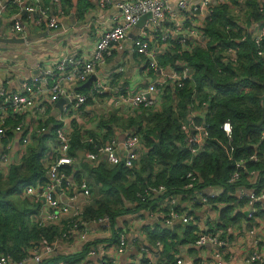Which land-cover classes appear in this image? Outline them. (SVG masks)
<instances>
[{"label":"built area","instance_id":"obj_1","mask_svg":"<svg viewBox=\"0 0 264 264\" xmlns=\"http://www.w3.org/2000/svg\"><path fill=\"white\" fill-rule=\"evenodd\" d=\"M247 1L237 0L245 7ZM256 1L264 18V0ZM232 2L233 0H178L174 6L167 0H100V5L110 12L105 21L106 27L101 31L91 53L84 56L72 51H61L50 64L38 63L37 72L32 76L23 77L21 82L18 78L1 79L2 176L7 177L11 167L22 161L33 137L48 130L52 116L62 124L57 131L52 150L44 159L43 176L34 183L25 185L17 195L20 201L32 208V224L46 229L60 228L62 231L61 236L52 242L32 243L19 259L10 254H1L0 264H43L60 253L79 254L89 243L95 241L92 239L97 235L96 224H112L109 216L93 221L83 218L93 191L89 181L76 177L77 170L72 169L74 158L69 152L73 129L70 133L66 130L68 117L75 115L76 118L80 111H85L93 103L101 107L100 101L112 92L117 93V104L122 103L136 109H159L168 88L182 89L186 83H193L194 71L187 62L178 61L175 65L160 64V55H166L177 43L190 51L199 45L210 47L214 59L220 58L226 64L237 65L241 52L239 44L250 39L264 65V22L244 24L243 27L224 25L223 28L229 35L228 42L209 45L205 31L207 24L213 20L219 6L231 5ZM62 3L63 0H54V4H48L46 0H0V38H21L24 40L22 45L26 47L32 43V36L45 31L49 32L46 37L58 39L60 33L65 31V11L62 9ZM13 7L17 12L4 32L1 27L2 16L8 8ZM147 13H150V17L143 27L137 29L140 19ZM24 14H27L26 19L23 18ZM82 25L81 32L85 39L90 29L88 24H81L80 27ZM132 33L135 34L133 38L130 37ZM128 44L131 55H138L146 60L143 78L145 86L135 89L126 85L116 91L108 78H103L102 70L116 53ZM3 50L5 49L0 47V62L12 63L17 69L27 68L20 53ZM126 70V65H120L115 73H124ZM219 72H222V68H219ZM92 76H96V80L92 82L88 92L78 91V87L84 85ZM63 99L65 102L62 108L54 109L57 108V102ZM207 106L205 103L204 114ZM191 120L193 131L186 140L189 151L195 155L204 151L208 130L206 124L194 122L193 117ZM221 128L231 139L232 124L229 121L223 122ZM82 143L84 147L79 152L81 155L84 153L83 158L91 165H96L100 159L105 158L110 166L123 165L133 169L136 168L144 150V142L136 130L127 132L122 140L115 137L99 142L91 136H84ZM90 146L92 147L89 149ZM229 159L236 165V170L229 178V184L236 185L233 196L237 200L233 205L235 213L243 215L241 228L232 226L227 230L225 237L221 234L226 231L224 228L218 230L219 225L224 227L220 219L221 208L230 206L232 202L223 203L216 199L223 187H198L196 173L191 169L187 172V183L183 187V190L188 192L184 198L180 194H169L165 185L148 186L144 191L138 192L142 202L146 203L151 198L161 200L156 201L154 209L127 216L129 222L125 230L118 232L113 256L107 264H117V255L125 254L131 246L139 243L141 230L136 228V224L133 228L131 226L135 219H142L144 215L154 216L157 222L168 227H173L177 221L195 226V244L202 249H209L204 252V259L200 264H264V231L260 232V229L264 228V219H260L264 214V207L260 206L264 203V170L247 167V164L261 162L263 157L255 151L236 159L231 147ZM203 208L210 209L203 220L205 226L199 223V217L196 216V209L201 211ZM214 210L219 215L218 220L212 213ZM246 236L250 238L248 251L237 250L234 243L242 241ZM157 246H162V243L158 241ZM142 250L148 256L146 264H158L149 248L142 247ZM95 254V250L89 249L87 256ZM86 261L88 262V259ZM165 264L194 263L186 257L176 256Z\"/></svg>","mask_w":264,"mask_h":264},{"label":"trees","instance_id":"obj_2","mask_svg":"<svg viewBox=\"0 0 264 264\" xmlns=\"http://www.w3.org/2000/svg\"><path fill=\"white\" fill-rule=\"evenodd\" d=\"M232 3L219 6L213 20L207 24L205 31L210 46L228 42L229 35L223 28L224 25L243 27L235 24L232 11L238 7H246L237 0ZM247 4L253 7L254 14L250 16L251 22L244 24L264 22L257 1L248 0ZM233 5L236 7L233 8ZM239 47L240 61L237 65H232L224 63L220 58L214 59L210 47L199 45L190 51L177 43L166 55H160V64L187 62L194 71L193 83H186L182 89L168 88L159 109L139 108L138 112L127 116L117 112L100 115L91 121L94 125L88 131L83 128L73 129L69 153L74 158L72 169L77 170L75 176L80 177L82 167L83 170L88 168L96 183L101 184L94 191L98 200L84 210L85 220L93 221L109 216L112 222L120 219L126 225L128 215L154 209L156 201L161 200L151 198L146 203L142 202L137 194L148 186L165 185L169 194H180L184 198L188 192L183 187L187 183V172L191 169L196 173L198 187H223L216 199L223 203L232 202L230 206L221 208L220 219L224 227H217L218 230H226L221 233L224 237L227 230L243 218L242 214L235 213L233 205L237 200L233 196L236 185H230L229 178L236 170V165L229 159V153L232 147L234 158L240 159L258 151L263 157L262 161L247 164V167L264 170V65L250 39L239 44ZM219 68H222L221 73ZM77 90L86 93L89 89L80 85ZM205 103L208 106L204 114ZM201 114L204 115L200 116ZM192 117L194 122L206 124L208 130L204 151L195 155L189 151L186 140L193 131ZM125 121H128L127 125ZM226 121L233 126L231 139L221 128ZM61 125L52 116L50 127L33 137L22 161L11 167L7 177L0 173V255L10 254L19 259L32 243L52 242L61 236L60 228L46 229L32 224V208L17 197L25 185L34 183L43 176L44 159L52 150ZM116 129L126 133L136 130L142 137L144 150L136 168L110 166L105 158L91 166L85 159H79V151L84 147V136L105 142L116 137ZM195 230L196 227L191 224L167 227L161 222H155L154 227L150 224L144 226L151 247H155L158 241L162 243L166 251L163 257L165 259L169 254L167 251L175 248L178 250L185 243L195 244ZM116 238L118 239L117 234L114 242ZM95 243H89L79 254L60 253L43 264L59 261L68 264L82 261L86 263L89 247L96 246ZM170 256L172 259L171 254Z\"/></svg>","mask_w":264,"mask_h":264},{"label":"crops","instance_id":"obj_3","mask_svg":"<svg viewBox=\"0 0 264 264\" xmlns=\"http://www.w3.org/2000/svg\"><path fill=\"white\" fill-rule=\"evenodd\" d=\"M174 6L177 4L178 0H167ZM48 4H54V0H46ZM62 9L65 11V15L63 16L64 19V27L65 31L60 33L58 39L54 40L50 37H42L39 39H33L32 43L29 47L21 44V48L18 47H11L3 42L0 43V47L3 49L13 50L18 52L21 50L20 53L24 57V61L26 62V69H17L14 67L12 63L8 62H0V81L3 78L10 77V78H18V81L21 82L23 77L32 76L37 72L38 63H43L45 65L50 64L53 62L58 56L61 51L64 52H75L79 55H88L94 50L95 44L100 37L101 31L105 29L108 13L110 12L106 7L100 5V0H63ZM17 12V9L8 8L2 16L1 20V27L6 32L8 25L13 18L14 14ZM27 15V14H26ZM26 15H23V18L26 19ZM91 22V24H90ZM81 24H88L90 32L89 34L83 39L85 36L84 34L80 35L83 25L80 27ZM244 25V24H242ZM137 29H139L137 27ZM7 34V33H5ZM134 34V33H133ZM64 35V36H63ZM92 35V38L89 36ZM63 36V37H62ZM77 37L79 41H75V43L71 40L76 39ZM132 37V36H130ZM133 38V37H132ZM90 45V46H88ZM129 44L128 46H124L123 49L119 50L116 55L108 62L106 67L102 70L103 78H108L107 80L112 85L113 81L115 80V75H123L116 79L115 83V90H119L124 86H133L135 89H138L140 86L144 85L143 78L144 72L146 67V60L138 55H131L129 53ZM58 51V52H57ZM57 52V53H56ZM120 65H126L127 70L124 73H115L117 67ZM112 100L111 102L106 103L103 106L97 107L100 109L97 110L98 116L100 115H109L113 112L121 113L124 116L134 114L135 111L138 112L140 109L132 108L128 105L124 104H117V93L112 92L111 94ZM58 109V106H56ZM93 106L88 107L85 112H90L93 109ZM126 132L123 130L116 129V138L122 140L126 135ZM115 138V136L113 137ZM16 148L18 147L17 141L15 139ZM83 156L81 155L79 159L81 160ZM84 159V158H83ZM86 161V160H85ZM87 162V161H86ZM88 163V162H87ZM83 163V164H87ZM90 164V163H89ZM91 165V164H90ZM94 166V165H91ZM84 167L81 168L80 171V178L87 179L92 187L93 196L89 200V204L93 203L96 200V196H94V191L101 187V184L96 183L95 177L90 178L88 176H84L85 170ZM86 175V174H85ZM262 208L264 207V203L260 205ZM209 208H203L201 211L196 209V216L199 217V223L202 226H205L204 218L205 214L209 212ZM215 215V219L218 220L219 215L217 211H212ZM264 215V214H263ZM260 216V219H264V216ZM128 224V219H126ZM157 222V219L154 216L144 215L142 219H135L131 228L136 224V228L141 230V238L139 243L130 247L129 251L125 254L117 255V264H146L147 263V254L142 250V247H147L150 249V252L156 258L158 264H165V262L169 259V261L173 260L176 256H183L187 259L191 260L194 264H200L201 261L204 259V252L208 251L209 249H202L201 247L197 246L196 244L192 243H185L178 247V250L171 249L167 251L168 258H163L166 253L163 245L162 246H155L151 247L150 243L147 239V233L144 231V226L150 224L154 227V223ZM124 221L118 219V222H112V224L105 223L103 225L96 224L95 231H97V235L93 236V242H96V246H90V250H95L97 254L87 256L86 260L88 262H80V263H69V264H107L113 256V249L115 247L114 243V236L118 234L120 230H125V226L123 224ZM182 224L181 221H177L174 226ZM183 225V224H182ZM243 225V218L241 217L233 226L237 228H241ZM173 226V227H174ZM168 227V226H167ZM264 231V228L260 229V232ZM194 235L196 236V231H194ZM117 242V238L116 241ZM235 248L241 251H248L250 245V238L248 236L244 237L242 241L238 243H234ZM89 251V250H88ZM170 254L172 255V259ZM74 255V254H73ZM53 264H68L64 263L63 261H59L58 263Z\"/></svg>","mask_w":264,"mask_h":264},{"label":"rangeland","instance_id":"obj_4","mask_svg":"<svg viewBox=\"0 0 264 264\" xmlns=\"http://www.w3.org/2000/svg\"><path fill=\"white\" fill-rule=\"evenodd\" d=\"M232 13L234 15L235 24L242 25V24L246 23L247 21L248 22H251V17L250 16H251V14H254V9H253L252 6H250V4H247L246 5V8H242V7L239 8L238 7L237 9H235L234 11H232ZM82 34H83V32L80 33V35H82ZM89 37L92 38V35H90ZM78 38L79 37H77L76 39L71 40V41H73L75 43V41H79ZM4 44H6L8 46H11V47H14L15 46V47L21 48V44H14V43H4ZM88 46H90V45H88ZM3 52H10V51H8L7 49H5V50H3ZM18 52H21V50H18ZM120 76H123V75H115L114 76L115 77L114 78L115 80L112 83V86L113 87L117 86V84L115 83V81ZM111 100H112L111 95H106V97L102 101H100V105L103 106L106 103L111 102ZM92 106L94 108L91 109L89 113L88 112H85V111H82V112L80 111L79 114L76 115L77 116L76 118H75V115H74V116L68 117L66 119V121L68 122V126L66 128L67 132L70 133L71 130L74 129V128H76V129L83 128L84 131H86V130L88 131L90 128L93 127L94 123H91V121L95 120V118L98 117L97 110L100 109V107L98 108L96 103H93ZM127 124H128V121H125V125H127ZM85 174H84V176H88L90 178H94V175H92L90 173V171H89L88 168H86ZM96 200H98V197L97 196H96ZM217 207L218 206H216L215 208L217 209Z\"/></svg>","mask_w":264,"mask_h":264},{"label":"water","instance_id":"obj_5","mask_svg":"<svg viewBox=\"0 0 264 264\" xmlns=\"http://www.w3.org/2000/svg\"><path fill=\"white\" fill-rule=\"evenodd\" d=\"M150 17V13H147L145 14L139 21V23L137 24V27L138 28H141L144 26L146 20ZM48 31H45V32H42V33H39V34H36L34 36L31 37V39H38V38H42V37H46L48 35ZM130 36L134 37L135 34H131ZM14 43V44H23L24 43V40L21 39V38H16V37H13V38H0V43ZM96 80V76H92L90 77V79L84 83L83 87L85 88H89L90 85L92 84L93 81ZM64 99L61 100V101H58L57 102V106L61 109L62 108V105L64 103ZM82 156H84V153H82Z\"/></svg>","mask_w":264,"mask_h":264}]
</instances>
